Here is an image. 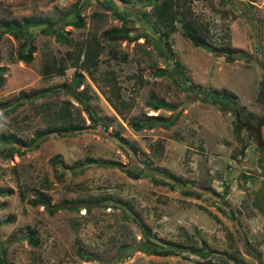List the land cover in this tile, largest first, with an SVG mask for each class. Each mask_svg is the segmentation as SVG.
Returning <instances> with one entry per match:
<instances>
[{"label": "rangeland", "instance_id": "1", "mask_svg": "<svg viewBox=\"0 0 264 264\" xmlns=\"http://www.w3.org/2000/svg\"><path fill=\"white\" fill-rule=\"evenodd\" d=\"M77 1L84 19L82 28L70 25V19L75 18L66 15ZM97 1L0 0V20L21 23L26 17L48 19L61 27L69 41L34 29L35 51L32 61L25 63L17 59L24 40L0 29V133H15L31 143L22 156L0 158V188L12 191L0 195V218H11L10 223L0 225V259L11 264H264V224L262 231L252 232V236L239 234L246 260L225 249L223 233L217 237L222 250L213 249L234 255L236 261L207 250L199 252V245L178 238V227L187 219L183 211L194 205L195 199L205 200V205L228 218L227 213L234 209L231 203L239 198L235 193L231 197L232 185L237 182L248 196L244 205L250 201L246 171L259 174L264 150L255 145L257 157L247 170L229 164L225 148L219 154L215 143L223 141L227 146L225 131L233 135L242 129L235 131V113L218 109L211 100L202 101V93L225 89L237 95L238 108L244 106L239 114L244 119L251 110H257L258 116L250 122L263 116L264 0H179L174 5L176 21L163 26L155 23L149 0H127L126 5L99 0L111 4V9ZM182 19L196 26L207 25L205 36L211 45L230 47L236 59L227 62L224 56L193 46L182 34L178 23ZM111 28H123L130 35L142 31L149 40L108 41L103 31ZM88 40L97 42L101 51L97 67L86 72L79 70L75 58ZM111 52L117 58L113 59ZM52 59L63 61L65 74H44L45 62ZM157 68L167 69L171 76L155 74ZM77 70L84 78L76 92L88 98L95 122L72 96ZM114 76L117 83L113 86ZM150 94L177 108L154 111ZM63 107L83 129L32 143L36 131L65 125L56 116ZM155 115L178 118L173 125L157 124L149 130L134 131L129 126V119ZM115 132L134 145L135 155L110 136ZM3 147L0 142V149ZM58 156L62 161L54 165L52 161ZM88 158L119 163L141 177H129L116 165L74 172ZM238 160L245 161L244 151ZM152 177L166 184H154ZM186 188L202 191L204 198L185 200L181 190ZM215 188H219V195L226 191V196L218 197L212 191ZM35 192L45 194L51 204H71L51 215L43 206L29 203ZM116 200L129 204L141 222ZM88 203L92 205L86 210ZM143 225L163 241L179 243L182 249L178 255L161 257L144 252L166 245L154 240ZM28 228L36 232L39 242L35 247L26 239ZM81 255L90 260L83 261Z\"/></svg>", "mask_w": 264, "mask_h": 264}, {"label": "trees", "instance_id": "2", "mask_svg": "<svg viewBox=\"0 0 264 264\" xmlns=\"http://www.w3.org/2000/svg\"><path fill=\"white\" fill-rule=\"evenodd\" d=\"M115 1L114 5H117L116 1L120 4H128L127 0H113ZM98 3H101L103 6H105L107 9H111L112 6L111 4H103V1H97ZM179 2V0H149L148 3L151 4V9L152 13L155 17V23L158 25H166V24H172L173 22L176 21V18L174 17V5L175 3ZM73 10L67 12V16L74 17L75 19L72 20L70 19V25H74L75 28H82L84 26V19L81 17L79 14V8H80V3L77 1L73 5ZM130 6V5H129ZM73 15V16H72ZM119 19L124 20L123 15H116ZM145 20H148L147 15H143ZM144 20V21H145ZM56 22L52 23L48 19H34L33 17H26L22 20L21 23H16V22H11V21H2L0 20V29L2 30V33H9L13 35L16 39H22L24 40L23 43L21 44V49L18 52L17 59L22 60L25 63H30L33 58V52L35 51V46L32 43V39L34 37L33 32L34 29L38 30V33L46 34V35H56V38L62 39L65 42H69L68 39H66L65 35L62 33L61 27L56 26ZM180 28L182 30V34L184 37H186L190 42L192 43L193 46L195 47H201L205 49L208 52H211L215 56H224L225 60L227 62H233L236 59V56L234 55L232 49L228 46H213L211 43L207 40L205 34H207V25L203 26H196L192 21H186V20H179L178 21ZM170 28H173L170 26ZM33 31V32H32ZM204 34V35H203ZM104 37L108 41H127V42H132L135 41L139 38H144L145 41L149 40L147 35L145 33L137 32L134 33L133 35H130L129 32L125 31L123 28H111L109 30L103 31ZM101 47L98 45L97 42L93 40H88L84 42V47L82 46L81 49L78 50V54L75 58V64H79V70L80 68H83L86 70V72L92 69H95L98 65V58L100 55ZM110 56L115 59L117 58V54L114 52H111ZM81 57V59H80ZM66 67L63 63L62 60H55L52 59L51 62H45L44 67H43V72L45 75H63L65 74ZM178 74H180L179 71H177ZM155 74L163 77V76H171L170 71H168L165 68H157L155 71ZM84 75L81 71H75L74 74V79H73V98L77 102L81 103L83 106V109L87 111L88 118L91 122H95L94 114L93 111H91L87 105V100L88 98L81 92H76V89L82 84L83 82ZM113 86L117 83L116 77H113ZM2 85V79H0V86ZM184 86V85H182ZM116 96L119 98L118 93H116ZM149 99L152 101V108L154 111H157L159 109H176L177 106L175 105H170L167 103H164L161 99H157L153 94L149 95ZM208 100H211V104L217 106L218 109L224 110V111H230L235 114H241L243 111V107L238 108L237 107V96L234 93H231L225 89H219V90H206L205 93H202V101L207 102ZM115 111L118 113V115L124 119V114L123 112L119 109L117 105H114ZM56 116L58 119L61 121V123H65V125H60V126H51L47 127L42 130H38L34 133L31 142L34 143L35 141L42 140L45 138H48L52 134L56 133H62V134H73L81 131L83 129V126H80L75 119H73L69 109L67 107H63L59 109L56 112ZM178 116L176 115L174 118L167 119L166 117L162 115H155V116H149L144 120H130L129 119V126L134 130V131H140L142 129H152L155 127L157 124H163V125H173L176 121ZM245 119L251 121L253 119V114L249 113L246 115ZM167 122V124H166ZM108 123L104 126V128L108 127ZM235 131H238L237 129ZM111 137H113L123 148H127L130 150L134 155L136 154V149L134 148V145L129 143L125 137H122L119 135V133L115 132L110 134ZM0 142L4 144V147L0 149V158L6 159L14 154H17L18 156H22L26 150L30 149L29 146L31 143L25 142L23 139L19 138L15 133H10V134H5V133H0ZM6 143V144H5ZM10 143L12 147L6 145ZM36 143V144H37ZM13 144H16L13 146ZM125 148V149H126ZM262 150H264L262 148ZM62 159L58 156L53 159V164L58 165L60 164ZM146 164V161L144 162ZM119 163L116 162H106L103 160H95V159H85L83 162L80 163L79 167H75L73 170L74 172L78 170L79 172L90 166H105V165H116L122 167V165H118ZM147 165V164H146ZM67 168H70L67 167ZM124 168V167H122ZM124 171L129 177H132L134 179H138L141 177L140 173H134L131 172L128 169L124 168ZM172 180L176 182L178 181L175 177H171ZM152 181L154 184H166L164 181H158L154 177H152ZM182 185H185V181H181ZM170 189L174 188L173 185H169ZM212 191H214L212 189ZM12 191L7 189H1L0 188V195H4L6 193L10 194ZM214 194H216L218 197H225L227 192L223 195H219L218 192L214 191ZM35 198L32 199L29 203L32 206H43L44 209L49 213V214H54L58 210L62 209L68 204H71L70 201H64L62 204H51L49 198L43 194L42 192H35L34 193ZM181 195L186 196V197H194V198H200L203 195L202 191L198 190H193V189H182L181 190ZM116 202L124 206L126 209H128L129 212L133 213V215L138 219L139 222L140 216L133 211L132 207L127 204L124 201L121 200H116ZM90 203L86 204L84 207L86 210L90 209ZM70 208L71 205H70ZM78 209V208H77ZM11 222V218L8 216H4L0 218V225L8 224ZM144 230L150 234V236L154 239L159 241V243L165 244V247H158L156 248H147L143 250L144 252H147L152 255L156 256H161V257H167V256H175L178 255V252L180 249H182V246L179 243H174L170 241H163L161 238L157 236L156 233L152 232L151 229L143 225ZM26 239L28 243L31 246H37L38 245V239L36 237V232L34 229H27V234H26ZM202 250H207L210 253H216V254H221L225 255L228 257L230 260L236 261V258L234 255H228L227 253L223 251H217L210 246H208L206 243H203L199 249V252ZM82 256V255H81ZM83 261H89L90 258L88 256L83 257ZM0 264H11L6 262L3 258L0 259Z\"/></svg>", "mask_w": 264, "mask_h": 264}, {"label": "crops", "instance_id": "3", "mask_svg": "<svg viewBox=\"0 0 264 264\" xmlns=\"http://www.w3.org/2000/svg\"><path fill=\"white\" fill-rule=\"evenodd\" d=\"M250 112L254 114V118L255 116L257 118V110H251ZM225 133L228 139L227 146L223 144V141L218 144L215 143V151L220 154L223 152V148H225L226 153L228 154L227 162L229 164L234 165V167L240 165L242 169H246L247 166L251 168L253 164L251 161L257 157L255 153H253L255 145H257L255 139H253L250 133L245 129H242L238 134L231 135L226 131ZM208 143L211 147V141ZM243 151L245 153L244 162L238 160V154H241ZM262 161L259 174L253 175L254 173L252 174L246 171L249 176L246 179V184L250 192V201L246 206L244 205V201L248 199V196L246 195L245 190L238 186L237 182L232 185L231 197L235 193L239 198L235 203H231L234 209L227 213L228 218L223 217L220 212L214 210L213 206L205 205V200L203 202L195 199L196 203L183 211L185 216H187V219L184 220L186 223L185 225H180L178 227L179 240L184 239L187 243H195L200 247L203 243H206L212 248L217 247L222 250V248L217 246L219 245L217 237H220V234L223 233L222 242L225 249L229 252H233V254L234 252L238 253L244 260H246L248 256L244 252L245 247H243V237H239V234L243 232L247 238L249 235L252 236V232H257V230H260L261 232L262 225L264 224V156L262 157ZM216 188L213 190L220 193L219 188ZM182 197L185 200H193L192 197L190 198L183 195ZM201 198H204V195H202ZM230 199L233 200V198ZM238 211H240V215ZM250 211L252 213L254 212V214L251 215ZM238 215L240 216L239 219ZM240 229H242L241 232ZM248 241L250 242V239H248ZM234 243L237 245V248ZM230 264L232 263L230 262Z\"/></svg>", "mask_w": 264, "mask_h": 264}, {"label": "water", "instance_id": "4", "mask_svg": "<svg viewBox=\"0 0 264 264\" xmlns=\"http://www.w3.org/2000/svg\"><path fill=\"white\" fill-rule=\"evenodd\" d=\"M262 98H264V83L262 84ZM263 127H264V113L263 117L257 123H252L250 121L238 122L236 125V129H245L246 131L253 133L257 146L259 148L264 147V139H263Z\"/></svg>", "mask_w": 264, "mask_h": 264}, {"label": "flooded vegetation", "instance_id": "5", "mask_svg": "<svg viewBox=\"0 0 264 264\" xmlns=\"http://www.w3.org/2000/svg\"><path fill=\"white\" fill-rule=\"evenodd\" d=\"M262 83H264V81H262ZM263 103H264V99H263ZM263 117V116H262ZM261 117V118H262ZM260 118V119H261ZM260 119L257 121V122H259L260 121ZM235 120H236V123H235V126L237 125V123L238 122H243V121H246L242 116H240L239 114H236L235 115ZM257 122H253V123H257ZM248 132V131H247ZM251 135H253V137H254V134L253 133H250ZM255 139V138H254ZM263 149H264V147H262ZM262 148H260V149H262Z\"/></svg>", "mask_w": 264, "mask_h": 264}]
</instances>
